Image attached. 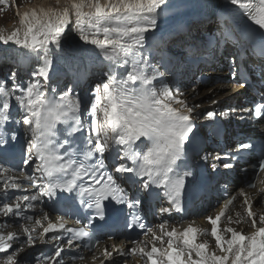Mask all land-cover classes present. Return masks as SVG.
Returning <instances> with one entry per match:
<instances>
[{
  "label": "snow or ice",
  "instance_id": "1",
  "mask_svg": "<svg viewBox=\"0 0 264 264\" xmlns=\"http://www.w3.org/2000/svg\"><path fill=\"white\" fill-rule=\"evenodd\" d=\"M55 3V7L37 6L18 13L19 26L10 34L0 33V45L26 50L35 64L24 80L15 70L0 80V203L11 199L10 192L21 190L12 172L22 174L30 184L25 191L32 193L2 203L0 214L32 220L26 211L41 204L79 214L77 227H67L63 216L59 223L49 222L39 239L43 242L45 234L53 233L60 243L51 254L31 259L24 244L36 245L32 229L24 227L26 240L14 233L0 235V264L25 260L65 264L62 254L84 240L90 245L97 233L111 239L145 229L151 241L132 240L135 246L128 249L139 254L144 264H264V213L251 210L252 201L243 190L246 223L252 231L221 229L223 210L208 216L212 250L206 242H197L195 227L178 233L166 231L161 224L162 235L157 236L143 222L153 200L170 205L161 207V214L182 212L185 201L202 191L221 167L247 172L249 168L241 165H250L252 171L264 172V141H236V147L223 155L207 152L206 131L218 133L217 113L194 112L180 98L183 93L173 72L175 63L209 66L222 53L226 79L245 90L258 85V102L243 109L240 119L264 121V0ZM209 23L214 32L198 42L195 34ZM86 56L91 58L89 68L98 67L88 86L81 87ZM197 115H203L204 122H198ZM234 199L227 201L225 209ZM232 222L228 217V224ZM57 229L62 230L59 235ZM164 237L167 246L157 247L155 241L163 243ZM115 251L125 257L123 249ZM102 255L107 264H116L112 252L105 249Z\"/></svg>",
  "mask_w": 264,
  "mask_h": 264
},
{
  "label": "bare ground",
  "instance_id": "2",
  "mask_svg": "<svg viewBox=\"0 0 264 264\" xmlns=\"http://www.w3.org/2000/svg\"><path fill=\"white\" fill-rule=\"evenodd\" d=\"M23 4L19 7V9L16 8V12L14 13V18H12L11 20H8V22H6L5 24L0 25V33L10 34L16 27L19 26V16H18V13L19 14H22L23 12L28 11L31 8L37 7V6H47V7H55L56 6L55 0H30V1L26 2L25 5H23ZM195 11H196V9L194 7L193 8V14H195ZM1 46L2 45H0V51H2V52L4 51V48H6L7 50H9L10 52L11 51L13 52V51H18L19 50L18 48H15L14 47L15 45L14 46L12 45L10 47L2 46V48H1ZM23 53H25V55ZM16 56L20 57L21 58V61L25 64V61L27 60V58H26V51H21L20 52V55H16V54L13 55L12 53H9L8 56L6 57V59H9V60L14 61V60H16ZM88 70H91V68H89ZM84 79H85V84H86V82H88V78H87V75L86 74L82 78V81H84ZM234 87H237V85H234ZM218 88H220V87L219 86H215V87L212 88V93L214 94V97H220L222 95H227L229 93L227 90L226 91H219ZM183 95H185V99H186V102H187V104H188L189 107H191V103L189 101L190 99H193V98H201L202 97V95L200 93L198 95H196V96H192L191 94L186 95V93H183ZM203 102L204 101H202L201 103H203ZM0 185H2L1 182H0ZM2 203H4V202L2 201ZM2 203H0V207H2ZM25 214L27 215V211H26ZM19 219H22V218H18V217H11V218H9V217H5L2 214H0V228H5L4 230L1 229L2 231L0 230V233L2 232L0 235L7 236L8 233H10L9 231H6V228L7 229L8 228H11L14 231H19V230L24 229V227H28V224L27 223H24L23 222V224H21L19 222ZM236 220H237V218L233 219L232 220L233 222L231 224L232 225L233 224H237L238 225L237 226V229L239 227H241L242 225H245V228H247L249 226V224L248 223H245L242 219H240V221H241L240 223H236L235 222ZM41 226H42V228L43 227H47L45 225H41ZM42 232H43V230L41 231V233ZM41 233L40 234H37V235H33V236L40 237ZM18 236H20L22 239L26 240V235L25 234L24 235H19L18 234ZM46 236H47V234H45L43 236V240L46 238ZM207 240H209L211 242L210 243V247H208V249L209 250H212L215 247L214 238L210 235V236L207 237ZM36 242H37V246H40V245L43 244V242L40 239H39V243H38V240ZM54 244H55V241H50L49 246H54ZM25 245H27V244L25 243L24 244V247H25ZM24 252L26 253V255H27V257L29 259H31L34 256H39V255H35V254H32V253H28V249H25ZM0 259H2V257H0ZM24 264H28V260H25L24 261ZM32 264H38V262L37 261H32ZM40 264H42V262H40Z\"/></svg>",
  "mask_w": 264,
  "mask_h": 264
},
{
  "label": "rangeland",
  "instance_id": "3",
  "mask_svg": "<svg viewBox=\"0 0 264 264\" xmlns=\"http://www.w3.org/2000/svg\"><path fill=\"white\" fill-rule=\"evenodd\" d=\"M23 1H25V0H4L3 3H0V25L5 24L6 22H8V20H11L12 18H14V13L16 12V8H17L16 7L14 9V5L17 4V3H21L22 4ZM14 47L15 48H18L17 46H14ZM1 48H2V46H1ZM21 50L23 51V49H21ZM8 51L9 50H7L6 48H4V51L3 52L0 51V80L7 79V76L13 70L17 71L18 76L22 80L26 79L30 75L31 70L35 66V64H34V58L29 63V66H28L27 69H23V68L21 69V67H20V62L22 63L21 58L19 60L17 59V61L16 60L12 61V60L6 59V57L8 56L9 53L16 54V55H20L19 51H13V52L12 51L11 52L10 51L8 52ZM23 54L25 55V53H23ZM26 55H29V57H33L31 54H28V53ZM90 63H91V58L86 56L85 59H84V61H82L81 69L84 68V67H85L84 69H88ZM96 67H98V65L93 64L92 67H91L92 70L87 71L89 78H92L93 73L95 72V68ZM84 69H82V70L84 71ZM8 86H11L10 83H9ZM80 86L81 87H87L88 86V82L86 84H82L80 82ZM0 189H1V187H0ZM1 229L4 230L5 228H0V230ZM6 230H7V228H6ZM12 231H14V230L11 229L10 232H12ZM14 234L18 235V234H24V233H23V230H21V231L14 232ZM37 238L39 239V237H37ZM38 243H39V240H38ZM62 259L65 261V257L63 255H62Z\"/></svg>",
  "mask_w": 264,
  "mask_h": 264
}]
</instances>
